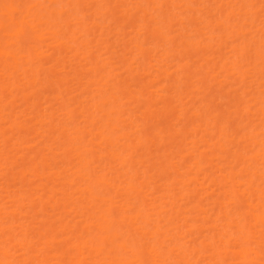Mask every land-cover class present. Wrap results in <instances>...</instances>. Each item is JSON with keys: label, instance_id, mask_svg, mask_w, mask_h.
Masks as SVG:
<instances>
[{"label": "bare ground", "instance_id": "bare-ground-1", "mask_svg": "<svg viewBox=\"0 0 264 264\" xmlns=\"http://www.w3.org/2000/svg\"><path fill=\"white\" fill-rule=\"evenodd\" d=\"M0 264H264V0H0Z\"/></svg>", "mask_w": 264, "mask_h": 264}]
</instances>
